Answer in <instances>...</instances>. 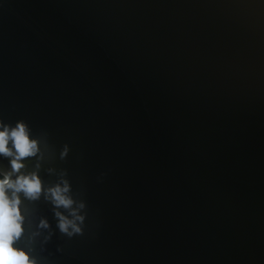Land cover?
<instances>
[{"label": "water", "instance_id": "95a60500", "mask_svg": "<svg viewBox=\"0 0 264 264\" xmlns=\"http://www.w3.org/2000/svg\"><path fill=\"white\" fill-rule=\"evenodd\" d=\"M17 120L86 203L69 238L21 196L41 264H264V0H0Z\"/></svg>", "mask_w": 264, "mask_h": 264}, {"label": "clouds", "instance_id": "9594fccd", "mask_svg": "<svg viewBox=\"0 0 264 264\" xmlns=\"http://www.w3.org/2000/svg\"><path fill=\"white\" fill-rule=\"evenodd\" d=\"M68 152L65 144L60 158L64 159ZM0 157L7 158L10 165L9 170L0 171V264H41L34 254V240L41 235L40 230H48L42 244L49 241L53 233L48 220L41 217L36 230L25 237L27 209H22L21 196L24 200L36 201L43 195L53 206L59 232L69 238L84 234L86 203L74 198L64 170L59 172L58 182L43 186L38 175L39 160L43 157L40 138L31 136L25 121L17 120L14 126L0 121ZM30 157H37L36 170L22 171L26 168L24 160ZM48 171L51 173L53 169ZM22 238L26 240L23 247L18 246Z\"/></svg>", "mask_w": 264, "mask_h": 264}]
</instances>
